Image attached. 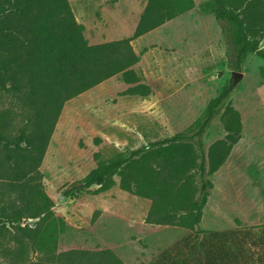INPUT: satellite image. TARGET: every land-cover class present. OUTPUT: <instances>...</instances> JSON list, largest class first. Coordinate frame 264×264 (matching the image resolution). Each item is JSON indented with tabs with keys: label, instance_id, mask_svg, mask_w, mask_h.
<instances>
[{
	"label": "trees",
	"instance_id": "1",
	"mask_svg": "<svg viewBox=\"0 0 264 264\" xmlns=\"http://www.w3.org/2000/svg\"><path fill=\"white\" fill-rule=\"evenodd\" d=\"M144 1L130 36L90 45L67 0H0V98L10 97L19 108L0 111V253L15 264H124L110 249L57 252L64 226L52 211L39 167L66 101L115 76L128 86L121 95L151 93L134 70L141 54L131 42L189 12L194 2ZM211 13L221 25L230 70L240 72L249 54L264 61V0H211ZM233 89L231 79L186 132L108 160L95 153V168L62 197L74 200L91 187L104 192L118 177L121 190L150 201L146 225L193 233L150 264H249L248 240L255 264H264V231L252 239L197 228L212 188L208 177L240 138L239 113L228 105ZM219 112L225 136L204 150L202 136Z\"/></svg>",
	"mask_w": 264,
	"mask_h": 264
},
{
	"label": "rangeland",
	"instance_id": "2",
	"mask_svg": "<svg viewBox=\"0 0 264 264\" xmlns=\"http://www.w3.org/2000/svg\"><path fill=\"white\" fill-rule=\"evenodd\" d=\"M67 1L90 45L130 36L145 5L144 0ZM193 2L189 12L131 42L141 54L134 70L150 87L148 96L121 95L128 86L115 76L64 103L39 167L52 211L64 226L57 252L110 249L124 264H150L176 241L193 236L187 230L146 225L150 201L121 190L118 177L108 190L91 187L74 200L61 192L95 168V153L108 160L188 131L231 79L228 105L239 113L240 138L208 177L212 188L197 228L248 233L252 239L264 231V61L249 54L237 76L227 67V44L211 0ZM260 48L264 50V36ZM2 110L19 112L8 96L0 98ZM220 114L202 136L204 150L225 136ZM249 244L244 248L249 264H255L257 254ZM15 263L0 253V264Z\"/></svg>",
	"mask_w": 264,
	"mask_h": 264
},
{
	"label": "water",
	"instance_id": "3",
	"mask_svg": "<svg viewBox=\"0 0 264 264\" xmlns=\"http://www.w3.org/2000/svg\"><path fill=\"white\" fill-rule=\"evenodd\" d=\"M236 75H237V76H240L241 74H240V72H237Z\"/></svg>",
	"mask_w": 264,
	"mask_h": 264
}]
</instances>
